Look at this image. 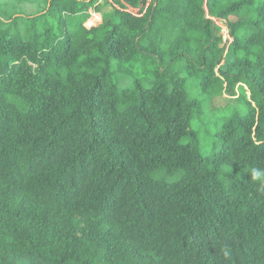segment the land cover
<instances>
[{
	"label": "trees",
	"instance_id": "16d2710c",
	"mask_svg": "<svg viewBox=\"0 0 264 264\" xmlns=\"http://www.w3.org/2000/svg\"><path fill=\"white\" fill-rule=\"evenodd\" d=\"M96 1L0 0V264H264V0Z\"/></svg>",
	"mask_w": 264,
	"mask_h": 264
},
{
	"label": "rangeland",
	"instance_id": "374dc122",
	"mask_svg": "<svg viewBox=\"0 0 264 264\" xmlns=\"http://www.w3.org/2000/svg\"><path fill=\"white\" fill-rule=\"evenodd\" d=\"M104 11H107V9H104ZM227 103L232 102L228 96L224 95L223 98L215 99V101H213L212 109H218L215 108V106L222 107ZM219 115L220 112L211 110L208 114L202 116L201 119L195 121L193 125L194 129L196 130V140L198 147L200 151L206 155H210L219 151V144L217 142L216 135L225 122L222 119L217 121L216 118H218Z\"/></svg>",
	"mask_w": 264,
	"mask_h": 264
},
{
	"label": "built area",
	"instance_id": "2783aa9c",
	"mask_svg": "<svg viewBox=\"0 0 264 264\" xmlns=\"http://www.w3.org/2000/svg\"><path fill=\"white\" fill-rule=\"evenodd\" d=\"M152 3L153 0H144L143 4H140L139 8H132L128 5H124V7H121L115 2V0H97L95 2L94 8L89 10V18L87 19L85 26L87 28H91L101 24V14L96 12V6H107V8L110 10L117 9L129 13L135 17H142ZM213 22L220 28L219 35L222 39L221 47L224 49V56H226L229 47L233 42V38L230 35L229 28L224 20L213 19Z\"/></svg>",
	"mask_w": 264,
	"mask_h": 264
},
{
	"label": "clouds",
	"instance_id": "9594fccd",
	"mask_svg": "<svg viewBox=\"0 0 264 264\" xmlns=\"http://www.w3.org/2000/svg\"><path fill=\"white\" fill-rule=\"evenodd\" d=\"M254 175H258L257 173H254Z\"/></svg>",
	"mask_w": 264,
	"mask_h": 264
},
{
	"label": "crops",
	"instance_id": "0c3cea01",
	"mask_svg": "<svg viewBox=\"0 0 264 264\" xmlns=\"http://www.w3.org/2000/svg\"><path fill=\"white\" fill-rule=\"evenodd\" d=\"M102 18V17H101Z\"/></svg>",
	"mask_w": 264,
	"mask_h": 264
}]
</instances>
